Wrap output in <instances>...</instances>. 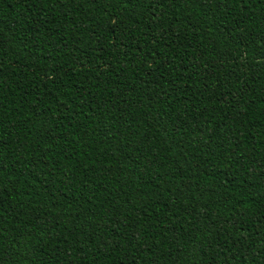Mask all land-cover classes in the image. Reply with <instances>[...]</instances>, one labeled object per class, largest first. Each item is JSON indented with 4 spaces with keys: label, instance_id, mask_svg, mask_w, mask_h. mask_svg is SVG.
Listing matches in <instances>:
<instances>
[{
    "label": "trees",
    "instance_id": "obj_1",
    "mask_svg": "<svg viewBox=\"0 0 264 264\" xmlns=\"http://www.w3.org/2000/svg\"><path fill=\"white\" fill-rule=\"evenodd\" d=\"M0 264H264V0H0Z\"/></svg>",
    "mask_w": 264,
    "mask_h": 264
}]
</instances>
